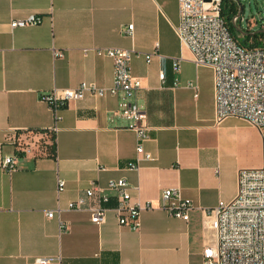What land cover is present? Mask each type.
I'll use <instances>...</instances> for the list:
<instances>
[{"label":"crops","instance_id":"1","mask_svg":"<svg viewBox=\"0 0 264 264\" xmlns=\"http://www.w3.org/2000/svg\"><path fill=\"white\" fill-rule=\"evenodd\" d=\"M30 15L43 22L11 27ZM179 22V0H0V264L40 257L52 264H205L203 251L216 241L207 211L236 197L240 171L263 166V142L242 119L218 122L214 72L196 66L176 33ZM96 48L135 51L131 72L142 89L133 100L148 115L150 160L137 153L132 122L115 114L122 94L70 102L51 132L56 114L42 95L84 82L113 86V61L90 51ZM52 137L55 157L47 150ZM8 156L17 160L15 171L3 167ZM121 179L132 202L151 205L139 230L120 226L114 212L98 225L87 208L67 210L92 181L106 188ZM166 189L191 201L189 222L161 207ZM58 207L60 217L48 218Z\"/></svg>","mask_w":264,"mask_h":264},{"label":"built area","instance_id":"2","mask_svg":"<svg viewBox=\"0 0 264 264\" xmlns=\"http://www.w3.org/2000/svg\"><path fill=\"white\" fill-rule=\"evenodd\" d=\"M221 1L179 0L180 22L176 33L181 42L190 49L196 66L210 67L214 72L218 122L235 117L259 129L263 142V166L240 171L236 197L228 203L220 202L218 207L207 211L216 241L204 249L203 257L205 264H264V43L256 46L250 40L243 44L241 40L246 35L235 37L221 16ZM237 21L238 19H234V23ZM42 22V17L30 15L25 19L12 21L11 27L15 29L37 26ZM126 33L133 37L134 25H129ZM90 51L113 61V86L106 89L95 83L84 82L77 89H55L42 95L41 100L56 114V123L51 132L55 133L58 129V112L70 102L81 101L87 95L106 97L122 94L125 100L115 114L132 122L131 128L138 138L137 153L150 160L151 155L145 152L143 146L149 139L148 115L145 108L133 100L142 89L141 82L131 72L135 51L111 48ZM54 54L56 57H63L61 51H55ZM153 55H147L148 63ZM180 62V59L173 62L176 72L180 71ZM160 79H165L163 72L160 73ZM190 86L197 88L196 85ZM12 142L19 151L26 152L22 139L14 137ZM3 167L8 172L15 171L18 168L16 158L5 157ZM128 168L137 170L139 164L130 163ZM64 187L65 182L59 181L58 194ZM114 200L116 205L112 207ZM150 207L148 204L143 206L132 202L130 185L125 179H121L109 182L106 188L92 181L84 197L69 202L67 210L81 211L87 208L92 222L98 225L105 223L108 214L114 212L120 226L139 230L141 213ZM161 207L171 216L186 222L190 221L194 208L191 201L184 199L176 189L162 192ZM62 211L58 207L48 213V218L60 217ZM54 261L52 257H40L34 264H52Z\"/></svg>","mask_w":264,"mask_h":264},{"label":"rangeland","instance_id":"3","mask_svg":"<svg viewBox=\"0 0 264 264\" xmlns=\"http://www.w3.org/2000/svg\"><path fill=\"white\" fill-rule=\"evenodd\" d=\"M242 8L240 20L234 24L237 35L255 34L262 31L264 25V0H233ZM227 21V17L225 18ZM233 22V20H232ZM32 143L37 141L31 140Z\"/></svg>","mask_w":264,"mask_h":264},{"label":"trees","instance_id":"4","mask_svg":"<svg viewBox=\"0 0 264 264\" xmlns=\"http://www.w3.org/2000/svg\"><path fill=\"white\" fill-rule=\"evenodd\" d=\"M221 5H222V8H221V16L222 18H226L227 17V24L229 25L230 27V31L231 33L237 37V34L235 32V28H234V19L237 17V15L239 14L240 12V8H239V5H237V3L233 0H222L221 1ZM226 20V19H225ZM233 20V22H232ZM240 20V18H239ZM250 40H253L254 41V45H261L262 42L264 43V31L260 32V33H256V34H253V35H250V34H247L242 40L241 42L243 44H247L248 41ZM52 143L51 145H48L47 146V150L49 152V155L51 157H55L56 156V143H55V138L52 137ZM17 155L19 157H22L23 154H21L20 152H17Z\"/></svg>","mask_w":264,"mask_h":264},{"label":"water","instance_id":"5","mask_svg":"<svg viewBox=\"0 0 264 264\" xmlns=\"http://www.w3.org/2000/svg\"><path fill=\"white\" fill-rule=\"evenodd\" d=\"M207 2H210L211 0H206ZM242 8H240V12H239V14L237 15V17L235 18V21L237 20V19H239L240 18V15H241V13H242ZM260 32H262V31H260ZM259 32V33H260ZM256 34V33H255ZM253 35V34H252Z\"/></svg>","mask_w":264,"mask_h":264}]
</instances>
